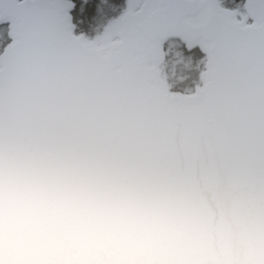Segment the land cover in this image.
I'll return each instance as SVG.
<instances>
[{
    "label": "water",
    "instance_id": "obj_1",
    "mask_svg": "<svg viewBox=\"0 0 264 264\" xmlns=\"http://www.w3.org/2000/svg\"><path fill=\"white\" fill-rule=\"evenodd\" d=\"M146 2L103 46L0 19L13 37L0 55V264H264L258 0L235 35L202 47L168 34L158 49L127 27ZM24 3L0 0V17ZM168 40L206 58L192 94L159 77Z\"/></svg>",
    "mask_w": 264,
    "mask_h": 264
},
{
    "label": "snow or ice",
    "instance_id": "obj_2",
    "mask_svg": "<svg viewBox=\"0 0 264 264\" xmlns=\"http://www.w3.org/2000/svg\"><path fill=\"white\" fill-rule=\"evenodd\" d=\"M260 11L259 24L264 29V0H258ZM79 8L80 12L88 10L85 0H25L19 7L13 8L10 14L0 19L9 24L10 30L17 26L24 28H41L51 30L58 35H67L72 30L71 15ZM200 17L197 11L187 5L179 3L161 4L150 0L143 5L141 13L128 22V30L138 32L147 30L150 45L154 49L159 48L160 41L168 34H176L184 37L191 46L193 43H200V46L214 44L218 33L223 31L232 32L243 26L252 16L251 11H246L241 19H235V13H228L219 10ZM96 11H99L98 9ZM193 17L195 27H189L184 18ZM13 37L9 35V40Z\"/></svg>",
    "mask_w": 264,
    "mask_h": 264
},
{
    "label": "trees",
    "instance_id": "obj_3",
    "mask_svg": "<svg viewBox=\"0 0 264 264\" xmlns=\"http://www.w3.org/2000/svg\"><path fill=\"white\" fill-rule=\"evenodd\" d=\"M71 1V0H70ZM129 0H85L88 10L80 12L79 8L72 13L73 22L78 33H83L91 39H99L107 26L113 25L122 14L129 10ZM221 5L229 7L230 4H239V16L244 14L241 8L243 0H219ZM99 11H96V10ZM6 27L0 25V52L7 44ZM166 59L162 65V75L172 90H191L199 83V77L203 70V62L198 65V60H203L198 50L186 51L181 45L176 57L165 46ZM175 72L167 71L173 65ZM196 63V64H194ZM186 64V65H185ZM181 80V88L176 87L178 80Z\"/></svg>",
    "mask_w": 264,
    "mask_h": 264
},
{
    "label": "rangeland",
    "instance_id": "obj_4",
    "mask_svg": "<svg viewBox=\"0 0 264 264\" xmlns=\"http://www.w3.org/2000/svg\"><path fill=\"white\" fill-rule=\"evenodd\" d=\"M144 1L145 0H129L128 1V8H129V10H132V9H135V8H137L138 7V5H142L143 3H144ZM231 6H229V8L230 9H232L237 15L239 14V11H240V6H239V4L237 3V4H230ZM118 21H119V19L118 20H116V22L113 24V25H111V26H107V27H105L104 28V30H103V35L100 37L101 38V40H98L97 41V43L98 44H102V41L103 42H105V41H109V40H114V39H116V33H117V31H118ZM166 48L169 50V51H171L172 53H174V55L175 54H177L178 52H179V50H180V44L177 42V41H174V40H172V41H170V42H168L167 44H166ZM177 55H175L174 57H176ZM203 62V64H204V58H203V60L201 59V61L200 60H198L196 63H198V65L200 64V63H202ZM196 63H194V64H196ZM174 64H176L175 62H174V60H173V65H170V68H168L167 69V71L171 74V73H174L175 72V65ZM186 65V64H185ZM176 85V87H178V88H181V80L179 79L178 81H177V83L175 84ZM186 91L187 92H190V90L189 89H186Z\"/></svg>",
    "mask_w": 264,
    "mask_h": 264
},
{
    "label": "bare ground",
    "instance_id": "obj_5",
    "mask_svg": "<svg viewBox=\"0 0 264 264\" xmlns=\"http://www.w3.org/2000/svg\"><path fill=\"white\" fill-rule=\"evenodd\" d=\"M38 236H39V237H42L41 234H39ZM41 240H43V239H41ZM43 241H44L45 244H47V242H46L45 240H43Z\"/></svg>",
    "mask_w": 264,
    "mask_h": 264
}]
</instances>
